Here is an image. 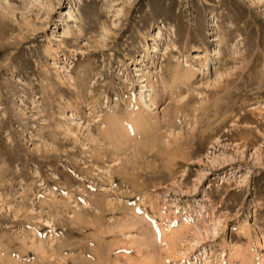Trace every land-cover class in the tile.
Here are the masks:
<instances>
[{
	"label": "rangeland",
	"instance_id": "1",
	"mask_svg": "<svg viewBox=\"0 0 264 264\" xmlns=\"http://www.w3.org/2000/svg\"><path fill=\"white\" fill-rule=\"evenodd\" d=\"M138 263L264 264V0H0V264Z\"/></svg>",
	"mask_w": 264,
	"mask_h": 264
},
{
	"label": "bare ground",
	"instance_id": "2",
	"mask_svg": "<svg viewBox=\"0 0 264 264\" xmlns=\"http://www.w3.org/2000/svg\"><path fill=\"white\" fill-rule=\"evenodd\" d=\"M69 17H71V15H69ZM174 28V27H173ZM65 33H67V28L66 27H64V31H63V33H62V36H64V34ZM164 32H163V29H162V27H160L159 28V31L156 33V36H159L160 37V34H163ZM153 45V48L155 49V50H157L158 49V44H152ZM202 55V54H201ZM200 54H198V53H195V58L196 59H198L200 56H201ZM191 65H186L185 67L183 66V64L181 63V62H176V64H175V66L174 67H172L173 69L171 70V76H172V83L171 84H169V87L171 88V91L172 92H174V91H176V89L179 87V86H181V85H183V84H189L190 82H191V79L193 78V76H194V74L196 73V71L194 72V69H192V67H190ZM206 66H207V64H206ZM163 80V79H162ZM165 81V80H164ZM158 80H157V78H156V80L153 78V77H151V76H149V79H148V84H147V87H150L149 88V90L150 91H153V94H150V95H148V96H150V99H153V103L152 104H156V100H155V97L157 98V96H158V89H157V87H156V85L158 84ZM165 83H166V85H168V83L165 81ZM143 93H144V91H142ZM143 93H141V95H140V97L138 98L137 97V99H135V101H129L127 104H126V106L128 107V111L126 110V112H128L129 113V116L130 117H127V119L129 118V119H131L133 122H134V129L136 128V129H138V131L140 130V132H141V134H144V133H147L148 131H150L149 129H151V128H153L154 126H155V124H153L152 123V120H151V118H150V116H146L145 115V113H146V111L145 110H143V108L145 107V105L148 103V101L146 100V97H143ZM140 100H142V102H143V106H142V103H141V101ZM186 104H183V105H180V106H178L177 107V109H178V112H179V110L182 108V107H184ZM176 111V110H175ZM116 113V112H115ZM126 115L128 116V114L126 113ZM121 118V120H122V117H120ZM119 117H118V120L120 119ZM126 117H124V119H125ZM113 120V121H110V120ZM109 121H106V122H111L110 123V125H112V126H114V127H116V124H117V122L115 123V120L116 121H118L117 120V118H115V120L113 119V118H111ZM128 119V120H129ZM132 121H130L129 120V122L131 123ZM132 122V123H133ZM119 123L120 124H123V123H121V122H118V124H117V126H119ZM113 124H115V125H113ZM121 126H123V125H121ZM133 126V125H132ZM127 127V126H126ZM121 128H123L122 129V131L124 130V128L125 127H121ZM115 129V128H114ZM128 129V128H127ZM108 130V129H107ZM112 130V129H111ZM110 130V131H111ZM115 130H117V129H115ZM115 130H113V131H115ZM129 130V129H128ZM137 131V130H136ZM117 132V133H116ZM127 133V130H124V133ZM113 132H110L109 134L111 135L110 136V139L112 138V139H118L120 136L119 135H121V131H120V128H119V130L118 131H115V133H113ZM123 132H122V134H124ZM120 139V138H119ZM113 140V141H114ZM120 141V140H119ZM115 142V141H114ZM95 203H96V205L98 206V208L99 207H101L102 206V204H101V202L99 201V200H96L95 201ZM104 204V203H103ZM96 209V208H95ZM88 216V215H87ZM96 217V216H95ZM88 219H90V218H88ZM87 219V220H88ZM81 220V221H80ZM79 221H80V223H84L85 225H86V221L84 220V219H80ZM90 221V220H89ZM88 221V222H89ZM87 222V223H88ZM88 229H90V228H88ZM98 230V229H97ZM138 264H140V263H138Z\"/></svg>",
	"mask_w": 264,
	"mask_h": 264
}]
</instances>
